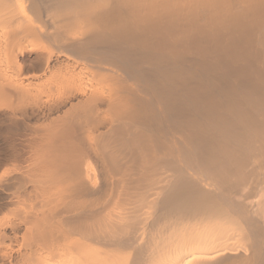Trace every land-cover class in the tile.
<instances>
[{"label":"bare ground","instance_id":"1","mask_svg":"<svg viewBox=\"0 0 264 264\" xmlns=\"http://www.w3.org/2000/svg\"><path fill=\"white\" fill-rule=\"evenodd\" d=\"M0 264H264V0H0Z\"/></svg>","mask_w":264,"mask_h":264}]
</instances>
